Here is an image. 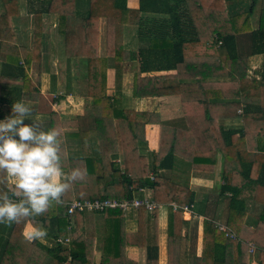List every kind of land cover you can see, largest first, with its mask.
<instances>
[{"label": "trees", "instance_id": "16d2710c", "mask_svg": "<svg viewBox=\"0 0 264 264\" xmlns=\"http://www.w3.org/2000/svg\"><path fill=\"white\" fill-rule=\"evenodd\" d=\"M230 2L233 1L138 0V6L132 8L127 0H42L43 7L34 13V18L57 15L66 60L85 61L86 82L82 89L91 97L82 114L60 120L51 112L49 119L42 120L43 127L61 132L62 170L80 167L86 174L64 195L62 204H53L44 215L19 224H0V264H94V238L87 235L84 227L86 217L93 214H102L105 226L100 264H137L126 254L128 245L145 247V264H158V209H133L135 231L126 230V212L118 207L77 210L71 217L67 214L73 199H125L142 196L145 189L153 200L168 204L167 264H248L251 246L257 247L262 257L264 233L254 230L247 238L240 229L246 224L248 202L261 204L255 225L264 223V0H251L248 10L232 14ZM257 7L254 27L251 18ZM7 9L4 15L8 16L11 11ZM101 18L105 19L106 31L103 55L98 51ZM127 25L137 26L141 43L137 51L124 42ZM246 31L251 53L263 56L259 76L242 72L234 82L207 81L231 75L233 60L242 57L235 51L236 34ZM0 39V50L4 52L8 42ZM17 55L2 56L5 66L15 64L12 78L22 81L21 89L13 86L6 94L34 98L40 79L33 81L21 70ZM30 57L24 55L27 66ZM108 58L113 62L111 85ZM136 58L139 68L133 75L132 94H178L183 112L178 123L161 121L155 111H137L122 105L123 66ZM228 84L238 87L237 98L222 95L221 89ZM3 99L1 96L0 117L13 104H2ZM241 106L242 112H237ZM225 118H240V127L219 122ZM139 122L159 123L157 149L147 154L141 152ZM66 139L78 140V154L67 153ZM218 153L223 156L221 193H230L226 227L221 229L213 220L204 218L201 253L192 255L193 222L183 218L182 210L173 209L170 203L190 204L194 192L172 177L173 161L179 156L190 169L212 171ZM12 184L8 181V188ZM25 222L46 228L52 243L29 242L23 230ZM57 238L63 240L56 242ZM174 244H178L176 258Z\"/></svg>", "mask_w": 264, "mask_h": 264}, {"label": "crops", "instance_id": "0c3cea01", "mask_svg": "<svg viewBox=\"0 0 264 264\" xmlns=\"http://www.w3.org/2000/svg\"><path fill=\"white\" fill-rule=\"evenodd\" d=\"M231 1L233 2H230L228 5L234 9L235 0ZM127 5L136 8L138 6V0H127ZM42 7V0H0V38H2L1 42L3 43L8 42L4 52L0 50V97H4L2 104H8L9 102L15 103L16 101L32 104L34 106V119L40 121L47 120L50 118L51 112H54L60 120H68L82 114L83 107L91 100V97L82 89L85 88L87 67L83 59L66 60L64 36L57 30L58 20L56 14L41 15V17L34 18V13L41 10ZM7 8H10L11 11L8 16L4 15L5 11L8 12ZM235 8L243 10L244 7L237 4ZM255 12L251 18L254 27L257 25L258 17V15H255ZM100 20L98 51L99 54L103 55L106 36L105 19L101 18ZM35 32L37 35L36 38L34 37ZM123 32V39L127 43V47L137 51L141 44L139 40L140 36L137 34V26L127 25L124 27ZM235 44L236 54L242 57L237 61L233 60L235 62L232 61L233 64L230 68L231 75L224 78H207V81L215 82L216 80H225L234 82L238 79L239 73L242 72L253 75L256 78L259 76L263 68V56L260 53H251L249 32L236 34ZM3 54L14 56L19 54L17 55L19 56L18 66L21 70L23 68L33 81H36L37 78L40 79L38 85L39 92L34 98H22L18 94L12 93L6 94L13 86L21 89L22 81L21 79L12 78L15 64L12 63L11 66H5L6 61L2 57ZM24 55L29 57L34 55L32 58L30 57L31 60L28 66L25 63ZM108 63V84L111 85L113 82V62L111 58H108ZM138 68L139 61L137 58L124 63V75L120 93L122 105L137 111H155L161 121L178 123L179 120H182L183 112L178 94L149 96H134L132 94L133 75L138 73ZM80 71H85V73L80 75ZM140 74L144 75V73ZM221 93L224 98H237L239 96V89L235 85L228 84L221 89ZM242 109L243 106L238 110L242 112ZM238 110L237 112H239ZM6 111L0 117V121L12 115V112H8L11 111V108H7ZM27 121H31V119L25 118L24 122ZM219 122L233 128H238L241 125L240 118H225L219 120ZM137 133L140 138L141 152L143 154L157 149L159 123L139 122ZM65 146L69 155L79 153L80 145L78 140L66 139ZM222 167L223 156L221 153L217 154L215 166L212 171L190 169L188 163L183 158L179 156L174 158L173 171L171 170L172 177L178 182L187 184L189 189L194 192V201L190 203L189 211L183 213V218L193 222L190 240V254L193 253L192 255H200L201 253L202 223L204 218L213 220L220 228L226 227L225 223L230 193H221V186L224 183ZM63 171L68 173L65 170ZM8 181L13 182L11 179ZM141 192L142 194L147 192L146 195L150 194V191L147 189ZM139 194L141 195V193ZM167 205L162 204V207L158 209L157 215L158 264H167ZM247 206L248 213L245 220L247 225L244 224L241 227L240 233L244 237L250 238L254 230L264 233V223L261 222L255 225L261 204L248 202ZM125 212L127 215L125 221L126 230L135 231L137 229L135 211L131 209ZM84 227L87 235L94 238V264H100L103 255L101 247L105 234L103 215H89L85 219ZM32 228L33 226L30 223L25 222L24 233ZM40 241L46 244L52 243V240L47 236L40 239ZM177 250L178 244H174V258H176L175 254ZM126 254L137 264H145L146 262L145 247L128 245L126 247ZM262 260H264V254L261 257L259 249L251 246L249 249L248 264H262Z\"/></svg>", "mask_w": 264, "mask_h": 264}, {"label": "clouds", "instance_id": "9594fccd", "mask_svg": "<svg viewBox=\"0 0 264 264\" xmlns=\"http://www.w3.org/2000/svg\"><path fill=\"white\" fill-rule=\"evenodd\" d=\"M11 111L0 121V224L4 225L42 216L53 204H62L64 195L86 174L80 167L68 173L62 170L61 132L45 129L42 121L34 119L32 104L16 101ZM25 118L32 123H25ZM46 236L43 226L25 233L29 242Z\"/></svg>", "mask_w": 264, "mask_h": 264}, {"label": "built area", "instance_id": "2783aa9c", "mask_svg": "<svg viewBox=\"0 0 264 264\" xmlns=\"http://www.w3.org/2000/svg\"><path fill=\"white\" fill-rule=\"evenodd\" d=\"M240 112V110H238ZM173 209L180 208L183 213H186L190 209V205H178L175 202L170 203ZM139 206H144L147 211L153 212L156 209L162 207V204L153 200L149 195H134L132 198L125 199H73L67 208V214L71 217L77 210L87 211H103L107 208H121L124 211L136 209ZM72 222V220H71ZM72 224V223H71ZM225 229V227H221ZM62 238H57L56 241L61 242ZM65 240H68L67 238Z\"/></svg>", "mask_w": 264, "mask_h": 264}, {"label": "rangeland", "instance_id": "374dc122", "mask_svg": "<svg viewBox=\"0 0 264 264\" xmlns=\"http://www.w3.org/2000/svg\"><path fill=\"white\" fill-rule=\"evenodd\" d=\"M237 4L238 5H242V7H244L245 9L248 10L250 8V6H251V0L249 2H248V0L247 1L246 0H235V2H234V11L231 8V10H230L231 11V14L238 12V9L235 8L237 6ZM257 4H259V2H257ZM258 9H259V7H257V9L255 10L257 13H258ZM256 12H255V15L257 16L258 14ZM79 73H80V75H83L85 73V71H80ZM146 193L147 192H145L142 195H146Z\"/></svg>", "mask_w": 264, "mask_h": 264}]
</instances>
